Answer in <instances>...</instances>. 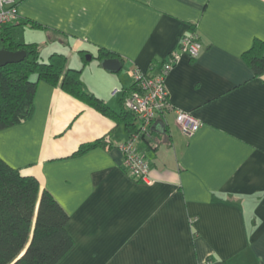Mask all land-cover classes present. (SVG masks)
<instances>
[{
  "label": "crops",
  "instance_id": "1",
  "mask_svg": "<svg viewBox=\"0 0 264 264\" xmlns=\"http://www.w3.org/2000/svg\"><path fill=\"white\" fill-rule=\"evenodd\" d=\"M18 8L15 39L48 49L45 61L65 53L116 111L133 68L155 71L189 32L203 45L165 78L169 100L201 125L187 134L174 108L156 116L139 143L150 182L123 165L125 121L60 84L39 80L32 115L0 129V156L36 175L70 215L74 244L56 264H264V73L242 55L264 39V0H19ZM101 47L121 69L103 66Z\"/></svg>",
  "mask_w": 264,
  "mask_h": 264
},
{
  "label": "trees",
  "instance_id": "2",
  "mask_svg": "<svg viewBox=\"0 0 264 264\" xmlns=\"http://www.w3.org/2000/svg\"><path fill=\"white\" fill-rule=\"evenodd\" d=\"M13 24L0 27L3 47L25 49L27 54L21 61L0 66V129L32 115L39 80L60 84L66 92L97 110L124 120L129 133L138 127L137 115L125 108L124 100L121 110H114L85 87L80 78L81 68L70 67L65 53L53 51L47 61L43 60L37 42L15 39L9 29ZM80 52L85 56L83 50ZM116 55L101 47L96 57L102 61ZM242 55L255 75L264 73V39L256 38ZM161 64H154L151 70ZM103 138L84 143L75 152L104 142ZM69 216L51 191L41 189L36 175L24 173L0 156V264H56L74 244L67 230Z\"/></svg>",
  "mask_w": 264,
  "mask_h": 264
},
{
  "label": "built area",
  "instance_id": "3",
  "mask_svg": "<svg viewBox=\"0 0 264 264\" xmlns=\"http://www.w3.org/2000/svg\"><path fill=\"white\" fill-rule=\"evenodd\" d=\"M18 3L19 0H0V27L21 19ZM202 47L199 34L195 31L189 32L181 37L178 49L171 51L155 71L138 67L131 70L135 88L124 97V106L137 115L139 123L127 139L118 143V147L123 153V165L134 179L151 181L149 158L139 143L145 135L150 134L153 121L160 112L174 108L177 122L187 134L193 133L201 125L199 118L189 111L175 107L169 100L165 78L183 53L194 58L200 54ZM105 140L108 141L107 137Z\"/></svg>",
  "mask_w": 264,
  "mask_h": 264
},
{
  "label": "water",
  "instance_id": "4",
  "mask_svg": "<svg viewBox=\"0 0 264 264\" xmlns=\"http://www.w3.org/2000/svg\"><path fill=\"white\" fill-rule=\"evenodd\" d=\"M25 49L12 50L6 47L0 48V66L7 63L18 62L26 56ZM103 66L113 71L119 70L122 67V62L118 57H107L102 60Z\"/></svg>",
  "mask_w": 264,
  "mask_h": 264
},
{
  "label": "rangeland",
  "instance_id": "5",
  "mask_svg": "<svg viewBox=\"0 0 264 264\" xmlns=\"http://www.w3.org/2000/svg\"><path fill=\"white\" fill-rule=\"evenodd\" d=\"M0 44H2L1 34H0ZM0 48H1V47H0ZM45 49H46V48H45ZM47 50H48V49H47ZM47 50H44V51H42V52H43V53H44V52H47ZM43 53H42V54H43ZM44 58L47 59V56H44Z\"/></svg>",
  "mask_w": 264,
  "mask_h": 264
}]
</instances>
